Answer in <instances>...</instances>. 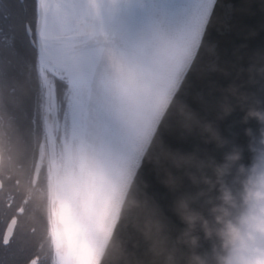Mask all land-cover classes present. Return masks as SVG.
Returning <instances> with one entry per match:
<instances>
[{"label": "snow or ice", "instance_id": "obj_1", "mask_svg": "<svg viewBox=\"0 0 264 264\" xmlns=\"http://www.w3.org/2000/svg\"><path fill=\"white\" fill-rule=\"evenodd\" d=\"M254 7H225L220 0H0V88L23 82L31 90L23 108L11 111V117L21 131L35 133L43 120L67 117L64 110L73 109L74 122L75 112L81 113L91 123L93 137L119 149V124L106 103L124 104L113 85L135 89L143 96L144 139L135 152L126 153L130 178L140 169L146 146L155 136L176 143L174 136L165 134L161 121L178 94L200 110L193 97L208 82L197 83L191 68L201 46L215 42L229 62L234 50L256 47L248 39L254 33L249 19ZM261 9L258 49H264V3ZM217 21L226 31L216 27ZM222 31L227 46L215 35ZM72 58L79 67L75 77ZM62 90L70 93L67 104L61 99ZM98 160L101 167H108L102 155ZM161 204L167 210V197ZM21 213L17 209V216ZM17 216L0 239L5 251L13 243ZM89 220L87 206L65 205L64 239L56 246L55 264H79L80 250L92 248ZM28 264H39V257H31Z\"/></svg>", "mask_w": 264, "mask_h": 264}, {"label": "water", "instance_id": "obj_2", "mask_svg": "<svg viewBox=\"0 0 264 264\" xmlns=\"http://www.w3.org/2000/svg\"><path fill=\"white\" fill-rule=\"evenodd\" d=\"M220 3L225 7L255 6L249 15L254 24V33L248 39L256 47L253 51H248L245 47L234 50L229 62L225 60L226 52L221 51L215 42L201 46L200 56L191 68V75L197 83L208 82L203 92L193 97L194 103L200 105V110L197 111L180 99L178 94L171 101L161 121L165 134L174 136L176 143L170 145L159 135L155 136L146 146L140 169L130 178L127 163L125 164V171L114 191L90 264H116V258L122 251L127 253L129 259L144 261L146 264L150 259L147 254L148 245L134 227L138 214L143 209L154 214V218L165 226L170 243H174L187 227L176 215V206L180 202L185 203L188 212L197 218L191 235L198 239L195 249H189L183 244L177 245L180 264H187L193 253L205 261V264H219L220 259L227 255L215 235L221 227L215 222V217L222 215L219 210L224 209L228 213L225 219L236 223L245 211L242 199L244 185L249 179L255 180L264 173V121L248 117L249 111L259 112L264 116V76L254 72L250 78L248 72L250 67L264 68V49H258L261 40V4L264 0H220ZM216 27L226 31V26L221 21L216 22ZM215 35L228 45L223 31ZM233 88L236 90L235 95L228 91ZM225 106L231 108L228 115L223 113ZM190 114L199 122V127L188 119ZM55 119L56 116L53 115L46 122L49 124L50 120ZM188 124H192L194 128L190 134L185 128ZM205 125L211 126L219 136L218 141L206 142L210 140V136L203 132ZM138 138L131 152H135L137 145L143 142V129ZM48 148L51 163L55 165V137L50 129ZM169 154L189 156L191 163L175 167L165 159ZM233 154H239L240 160L229 162L227 157ZM42 157L43 151L40 149L34 182L43 165ZM157 160L160 162L157 163ZM225 165V173L218 178L217 169L224 168ZM148 177H152L154 183ZM157 187L160 191L156 190ZM2 188L0 181V192ZM225 192L231 194L234 207L223 203L222 196ZM165 197L167 210L161 204ZM213 209L217 211L213 212ZM169 213L175 217L176 223L172 222ZM140 219L142 220V216ZM202 221H207L209 228L213 230L211 239L205 237Z\"/></svg>", "mask_w": 264, "mask_h": 264}, {"label": "trees", "instance_id": "obj_3", "mask_svg": "<svg viewBox=\"0 0 264 264\" xmlns=\"http://www.w3.org/2000/svg\"><path fill=\"white\" fill-rule=\"evenodd\" d=\"M30 94L29 85L23 82L0 88V181L3 184L0 225H5L13 216H17V209H22V215L17 216L18 228L23 229L25 237H39L38 241H24L26 254L39 247L37 253L40 257L44 256L47 264H55L51 240L54 178L48 159L37 181L33 180L38 150L46 141L44 120L39 130L33 133L30 129L21 131L11 117V111H20ZM68 97L69 91L62 90L61 99L65 104ZM66 127L67 117L62 114L55 129L58 152L62 149ZM4 211L9 212L6 219L1 217Z\"/></svg>", "mask_w": 264, "mask_h": 264}, {"label": "clouds", "instance_id": "obj_4", "mask_svg": "<svg viewBox=\"0 0 264 264\" xmlns=\"http://www.w3.org/2000/svg\"><path fill=\"white\" fill-rule=\"evenodd\" d=\"M250 78L253 73L264 76V68L248 69ZM230 94L235 95L236 90L229 89ZM231 108H223L224 115H228ZM249 118H256L264 121V116L259 112L249 111ZM188 119L193 121L196 127L199 122L195 120L194 115H189ZM186 131L190 134L194 128L192 124L185 125ZM203 132L208 133L210 140L206 142L218 141L219 136L213 132L210 125L203 127ZM165 159L173 166L179 167L181 164L191 163V157L182 154H169ZM229 162L240 160L239 154H233L227 157ZM160 161L157 160V163ZM227 165L224 168L217 169V176L223 175ZM194 179V178H193ZM207 182V181H206ZM243 203L245 205L244 213L239 217L236 223L225 219L228 213L220 209L222 215L215 217V222L221 227L215 232V235L221 241V248L226 252V256L220 259L219 264H264V173L260 174L255 180L249 179L244 185ZM223 203L235 206L230 193L225 192L222 196ZM176 215L187 226L186 230L178 236L174 243H170V238L165 232V226L157 219L154 214L147 209H143L138 214L134 227L143 237L148 245L147 254L150 259L146 264H180L178 259L179 248L177 245L183 244L189 249H195L198 245V239L191 235L196 224V217L188 212L187 205L180 202L176 206ZM217 209H213L216 212ZM142 216V220L140 217ZM202 229L205 237L211 239L213 230L209 228L207 221H202ZM116 264H145L144 261L131 260L127 253L122 251L116 258ZM187 264H205L198 255L193 253Z\"/></svg>", "mask_w": 264, "mask_h": 264}, {"label": "bare ground", "instance_id": "obj_5", "mask_svg": "<svg viewBox=\"0 0 264 264\" xmlns=\"http://www.w3.org/2000/svg\"><path fill=\"white\" fill-rule=\"evenodd\" d=\"M73 76L79 74L78 63L75 58L71 59ZM113 91L124 99V104L106 103V107L112 110L120 131V148L102 143L98 138L91 135V123L87 121V133L85 136L84 152L89 155L78 180L70 183L61 181L57 186L58 207L55 218L54 246L63 243L64 230L62 219L65 212V205L69 202L77 206H87L90 209V220L88 221L92 248L84 247L77 254L79 264H90L99 235L105 222L111 199L119 181L125 171L126 153L137 144L138 137L143 129V114L141 104L134 105L133 89L126 85H113ZM143 97V96H142ZM142 103V102H141ZM71 109V121L73 131H78V126L86 121V118L79 112H75L76 121H73ZM137 114V116H136ZM136 116V117H135ZM85 123V122H84ZM73 132V133H74ZM102 155L108 167L103 168L98 160ZM87 168V169H86Z\"/></svg>", "mask_w": 264, "mask_h": 264}, {"label": "rangeland", "instance_id": "obj_6", "mask_svg": "<svg viewBox=\"0 0 264 264\" xmlns=\"http://www.w3.org/2000/svg\"><path fill=\"white\" fill-rule=\"evenodd\" d=\"M133 89V88H132ZM134 95V105L141 104L143 97L142 94L135 89H133ZM70 98V93L68 101ZM68 103V102H67ZM71 109H67V127L63 137L62 149L59 151V155L54 165L53 169V178H54V187H53V206H52V216H53V228L51 231V240L52 247L55 253L54 246V233H55V218L56 211L58 207L57 201V186L61 181L70 183L72 181L78 180L81 176V172L86 163H90L88 160L89 155L84 152L85 136L87 133V120L82 122L78 126V131L74 132L71 115ZM137 116V114H136ZM135 116V117H136ZM74 132V133H73ZM85 168V167H84ZM87 169V168H86Z\"/></svg>", "mask_w": 264, "mask_h": 264}, {"label": "flooded vegetation", "instance_id": "obj_7", "mask_svg": "<svg viewBox=\"0 0 264 264\" xmlns=\"http://www.w3.org/2000/svg\"><path fill=\"white\" fill-rule=\"evenodd\" d=\"M57 120H58L57 118L54 121L50 120L49 124H47L46 120H44V129H45L46 141L42 146L39 147V150L42 149V151H43V157L41 160V163L43 165H42L41 169L45 165V160L48 159V161L50 163L52 175H53L54 165H52L51 160H50V153H49V148H48V131L50 129L53 132L54 137H55V129L57 126ZM48 127H49V129H48ZM55 149H56V154H57V158H58L59 152L57 151L56 137H55ZM39 150H38V157H39ZM37 163H38V159H37ZM37 163H36V165H37ZM34 170H35V168H34ZM33 177H34V174H33ZM2 190H3V188H2ZM8 213H9L8 211H4L2 213L1 217L6 219L8 216ZM22 213H23V210H22ZM22 213L19 214L18 216L22 215ZM17 220H18V218H17ZM9 221L5 225L2 224V227L0 225V239H2L4 237V233H5V230L8 228ZM15 228H16V233H15V236L13 238V243L10 246V248L8 249V251H5L3 249V247H0V260H3L5 262V264H28L29 259L33 256H36V257H39V264H47V260H44V256L42 258L37 253V250H39V247H34L37 249L34 252H29L27 254L25 252L24 241H26V240L38 241L39 237L38 236L25 237L23 229L18 228V222L16 223Z\"/></svg>", "mask_w": 264, "mask_h": 264}]
</instances>
